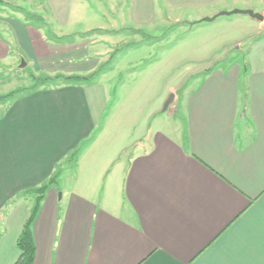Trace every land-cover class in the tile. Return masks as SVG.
Wrapping results in <instances>:
<instances>
[{
	"label": "crops",
	"instance_id": "0c3cea01",
	"mask_svg": "<svg viewBox=\"0 0 264 264\" xmlns=\"http://www.w3.org/2000/svg\"><path fill=\"white\" fill-rule=\"evenodd\" d=\"M35 2V13L18 16L0 1V82L22 59L30 74L90 79L116 54L106 36L169 23L165 11L195 20L251 9L263 19L233 18L249 28L233 42L234 59L180 88L176 123L117 160L118 182L102 194L59 184L83 148L40 204L32 264H264V0ZM98 101L83 82L61 80L0 101V264L18 256L29 214L30 200L18 194L45 182L84 139L97 141Z\"/></svg>",
	"mask_w": 264,
	"mask_h": 264
},
{
	"label": "rangeland",
	"instance_id": "374dc122",
	"mask_svg": "<svg viewBox=\"0 0 264 264\" xmlns=\"http://www.w3.org/2000/svg\"><path fill=\"white\" fill-rule=\"evenodd\" d=\"M6 1L21 10L18 16L31 10L35 13V0ZM163 14L171 22L161 19L141 27L138 33L106 36L105 45L111 46L116 54L100 73L81 80L88 94L99 96L102 119L95 133L102 130L97 141L84 148L79 161L63 173L59 184L64 191H77L83 189V185H91L102 194L109 188L110 179L118 182V174L111 172L117 160L124 163L133 152L143 148L148 134L176 123L175 97L180 88L194 82L196 72L201 75L205 69L234 59L236 45L233 42L249 34L245 24L233 22L236 18L247 20L246 14L217 15L212 21L191 20L187 18L190 15L182 11ZM32 21L36 23L35 19ZM49 33L48 30V38ZM21 63V60L17 62L13 74V70L7 71L11 75L0 82V95L28 87L34 81L28 68L20 67ZM171 91L172 100L163 109ZM76 177L79 180L73 184L72 179Z\"/></svg>",
	"mask_w": 264,
	"mask_h": 264
},
{
	"label": "trees",
	"instance_id": "16d2710c",
	"mask_svg": "<svg viewBox=\"0 0 264 264\" xmlns=\"http://www.w3.org/2000/svg\"><path fill=\"white\" fill-rule=\"evenodd\" d=\"M1 1V0H0ZM32 80L31 85L28 87H24L22 89H16L10 91L5 95H0V101H9L11 99L16 98L17 96L23 93H29L37 88L47 84L48 82H52L55 80H61L62 82H78L81 80L86 79L83 76H56V77H49V76H42V77H35L31 74ZM95 134H92L88 138L84 139L80 144L70 151L55 167L53 173L50 177L43 182L42 184L26 189L18 194V199L20 198H27L30 200V209L29 214L25 221L23 222L21 229L17 235L15 244L18 250V256L13 261L12 264H32L35 256V242L32 235V224L35 219V216L39 210L40 204L44 199L46 192L51 187H56L58 183V178L61 173L69 168L71 164L74 162L76 157L80 154L84 147H86L93 139Z\"/></svg>",
	"mask_w": 264,
	"mask_h": 264
},
{
	"label": "water",
	"instance_id": "95a60500",
	"mask_svg": "<svg viewBox=\"0 0 264 264\" xmlns=\"http://www.w3.org/2000/svg\"><path fill=\"white\" fill-rule=\"evenodd\" d=\"M246 14L248 15L250 18H253V19H256V20H262L263 19V16L262 14L258 13V12H254L253 10L251 9H244V10H241V9H233L231 11H220L218 12L217 14L211 16V17H204V18H201L200 20L198 21H212L215 19V17L217 15H222V14H226V15H230V14ZM21 64H20V67H25L26 63L24 62V60L22 59L21 60ZM172 97H173V94H171L168 98V100L166 101L165 105H164V108L165 109L169 103L171 102L172 100ZM59 196H60V193H59Z\"/></svg>",
	"mask_w": 264,
	"mask_h": 264
}]
</instances>
